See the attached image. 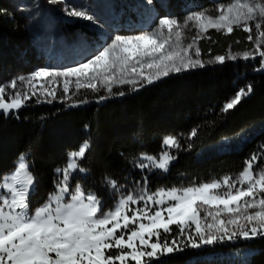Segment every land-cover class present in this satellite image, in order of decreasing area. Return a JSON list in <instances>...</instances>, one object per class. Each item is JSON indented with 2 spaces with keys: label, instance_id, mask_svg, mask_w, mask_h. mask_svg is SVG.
I'll return each instance as SVG.
<instances>
[{
  "label": "snow or ice",
  "instance_id": "obj_1",
  "mask_svg": "<svg viewBox=\"0 0 264 264\" xmlns=\"http://www.w3.org/2000/svg\"><path fill=\"white\" fill-rule=\"evenodd\" d=\"M50 2L64 4L65 15L90 21L98 32L105 34L103 22L84 6L67 0ZM145 2L151 5L153 0ZM217 12L218 15L212 16L207 10L191 11L183 20L169 14L159 16L150 31L110 35L76 66L63 70L39 68L28 77L0 85V112L8 115L19 110L38 92L56 99L57 89L51 87L53 84L61 88L64 97L71 99L70 93L82 89L96 92L103 87L112 93L114 86L127 84L135 90L141 82L152 84L170 73L204 67L201 50L196 45L202 38L199 34L210 28L224 29L225 34H230L234 25L243 26V31L249 33L247 39L255 45L254 51L243 52V59H255L259 55L260 68L257 70L264 71V49H261L264 44V2L228 0L217 6ZM190 24L198 35L185 44L184 30ZM253 27L257 32L255 40ZM227 58L235 60L237 55L230 54ZM214 60L223 64L226 57L217 55ZM36 83L40 84L39 89ZM18 85L30 87L24 90ZM251 90L248 85L224 101L221 113H229ZM37 102H40L39 96ZM196 135L193 129L189 138ZM173 147H180L178 139L166 137L162 149ZM89 149L90 141L85 140L78 150L68 154L65 166L56 169L54 191L34 210L29 202L33 177L26 157L22 155L14 173L3 178L0 184V264H130V261L149 264L151 259L183 251L177 237L186 233L187 246L193 249L264 236V144L244 162L236 177L225 175L210 183L161 188L149 193L148 177L144 176L142 181H136L138 185L141 182L144 185L137 195L133 191L122 192V186L115 179L105 177L108 188L115 190V199L107 210L95 193H85L79 182L70 184L73 174L88 173L89 169L82 161ZM175 158L168 150H162L158 157L141 154L140 160L145 162L134 166L141 173L145 169L167 172ZM258 164L259 168L256 167ZM172 225L178 231L169 240ZM145 233L149 239L155 236V242L145 239ZM136 241H139V247Z\"/></svg>",
  "mask_w": 264,
  "mask_h": 264
},
{
  "label": "trees",
  "instance_id": "obj_2",
  "mask_svg": "<svg viewBox=\"0 0 264 264\" xmlns=\"http://www.w3.org/2000/svg\"><path fill=\"white\" fill-rule=\"evenodd\" d=\"M191 1L210 8L220 0ZM145 26L148 24L141 28ZM248 35L242 27L233 28L230 34L209 31L198 40L200 59L251 51L254 44ZM33 52L9 1L0 0V83L25 72L23 56L32 59ZM260 60L257 56L204 64L123 91L122 96L93 98L79 108L29 102L8 115L0 113V184L25 156L33 177L29 202L34 210L54 191L56 169L63 168L68 154L85 140L90 141V149L82 163L89 171L77 174L72 182H79L85 193H95L102 204H106L109 192L105 177L122 187H133L143 186L136 181L147 176L151 193L210 183L225 175L236 177L244 162L264 144V71L257 70ZM248 85L251 93L222 114L223 102ZM193 129L197 135L189 138ZM169 136L180 143L174 164L166 173L150 169L141 173L134 166L145 162L140 160L141 154L158 157L165 150L163 140ZM171 227L169 240L178 231L175 225ZM177 243L183 251L162 255L149 264H226L199 259L221 247L245 254L233 264H264V236L229 243L228 247L216 244L193 249L187 246L186 233L177 237Z\"/></svg>",
  "mask_w": 264,
  "mask_h": 264
},
{
  "label": "rangeland",
  "instance_id": "obj_3",
  "mask_svg": "<svg viewBox=\"0 0 264 264\" xmlns=\"http://www.w3.org/2000/svg\"><path fill=\"white\" fill-rule=\"evenodd\" d=\"M8 1L10 3V7L17 15L19 24L22 25V28H24V30H26L30 44L34 48V52L32 59H29L27 56H23V61L26 69L25 72L17 75L12 79L1 82L0 85L8 84L14 79L18 80L19 77H28L33 71L39 68L63 70L70 66H76L80 61H83L88 56H90L104 40L108 39L110 35H136L144 31H150L155 23L156 18L159 16L169 14L179 20H183L184 17L191 11L202 10H207L208 14L216 16L218 15L217 6L221 3L228 2V0H220L210 8H203L191 0H180L179 2L176 0H153L151 5H147L145 0H67L68 3L76 4L78 6L82 5L85 8L89 9L92 13H95L103 22L105 34L102 35L97 31V27L90 21L65 15V13L62 11L64 4L51 3L50 0ZM260 2H264V0H260ZM181 10H183V12H180ZM147 24L148 26L141 28V26ZM250 24L254 25V22H250ZM235 27L243 28V26L234 25L233 28ZM212 30L226 31L224 29L216 30L210 28L207 32ZM205 33L199 35L202 36ZM197 35L198 32L196 28L190 24L189 27L184 30V43L187 44L191 42L192 38ZM252 35L255 40L257 32L254 27ZM261 49H264V44L261 45ZM254 50L255 45L251 51ZM230 54L237 55V59H243L242 54L229 51L225 56L226 60H232L227 58ZM257 56L259 55H256V57ZM203 62L204 64L219 63L216 62L214 58L205 60ZM74 79L75 78H73V81ZM143 84L145 83L141 82V84L136 85L135 88ZM18 87L27 90L30 86L18 85ZM51 87L57 89L56 99H52L47 95H40V93L38 92L37 96H39L40 102H37V96H32L31 99L24 102V105L29 102L60 103L69 106L70 108H79L85 106L87 101L93 98L109 97L123 91L134 89V86L125 84L122 86H114L112 93H108L105 88L98 86L99 90L96 92L82 89L78 93H70L72 95V98L67 99L63 96L60 87H57L56 84L51 85ZM36 88H40L39 83H36ZM9 91H11V89H9ZM72 91L74 92V83L72 85ZM49 100L51 102H47ZM165 150L170 151V153L175 156L178 148L173 147ZM174 162L175 159L170 163L169 168L174 164ZM18 163L19 161L17 162L16 168L18 167ZM262 163H264V161H262ZM256 167L259 168L260 165L258 164L256 165ZM150 170H156L161 173H166L158 169ZM14 171L5 177L10 176L14 173ZM77 174H73L72 179ZM72 179L70 181V184L74 185ZM143 188L144 185H140L133 187H121L120 190L124 193L133 191L138 195L141 193ZM114 199L115 190L109 189L106 204H102L104 210H107V208L113 203ZM144 222L147 223L146 220ZM144 238L149 239L148 233H145ZM155 240L156 237L152 236L149 239V242H155ZM244 241L246 240L236 239L232 242L225 241L224 243H218V245L222 244L228 247L229 243L237 244ZM136 244L139 247V241H136ZM223 249L224 248L221 247L220 249H217L216 252H209L207 254L201 255L199 259L215 260L221 263L233 264L240 258H245V254L241 250H233L231 249V247L225 250ZM125 250L127 251V249ZM147 250L151 251V249ZM145 259L148 260L147 257H145ZM130 264H134V262L130 261Z\"/></svg>",
  "mask_w": 264,
  "mask_h": 264
}]
</instances>
